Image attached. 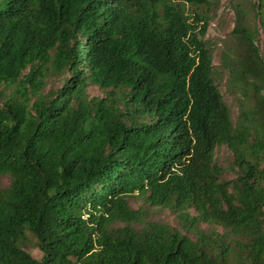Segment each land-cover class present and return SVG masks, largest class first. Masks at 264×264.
I'll use <instances>...</instances> for the list:
<instances>
[{
  "label": "trees",
  "instance_id": "trees-1",
  "mask_svg": "<svg viewBox=\"0 0 264 264\" xmlns=\"http://www.w3.org/2000/svg\"><path fill=\"white\" fill-rule=\"evenodd\" d=\"M218 1L0 0V264H264V0L221 53L236 122Z\"/></svg>",
  "mask_w": 264,
  "mask_h": 264
},
{
  "label": "rangeland",
  "instance_id": "rangeland-1",
  "mask_svg": "<svg viewBox=\"0 0 264 264\" xmlns=\"http://www.w3.org/2000/svg\"><path fill=\"white\" fill-rule=\"evenodd\" d=\"M259 0H220L216 3L209 5V7L203 8V13L209 17L210 24L207 35L205 37V41L208 44V47L211 49L213 53V65L215 66L214 70V81L216 85L219 87L221 93L224 96L225 102L230 106L232 112L233 121L236 122V118L238 116V107L236 96L231 93L227 86V74L223 73V68L220 67L222 62V51L224 47V41L227 35L233 31L236 24V16L234 11V6L241 2L247 6L249 4L258 3ZM258 45L259 47L264 46V35L262 31H259L258 36ZM59 83L56 80H51L49 82V87L58 86ZM3 88H0V91ZM89 96L93 97H104L105 93L98 89L97 87H91L89 89ZM229 151L225 147L219 148L216 152V158L219 164L226 166L229 159ZM235 178L234 174H230L228 176V180L232 181ZM4 185L8 184L7 180H4ZM131 205L134 209H138L140 207H144L148 210L149 220L151 221H159L163 223H167L173 227L178 228L179 223L174 215L169 210L159 209L157 207H149L146 205L144 200L132 199ZM21 245V243L19 244ZM37 241L29 235L28 242L25 245L26 251H28L32 256L37 259L42 257L40 250L37 248Z\"/></svg>",
  "mask_w": 264,
  "mask_h": 264
}]
</instances>
